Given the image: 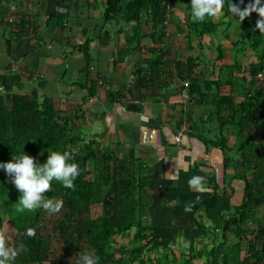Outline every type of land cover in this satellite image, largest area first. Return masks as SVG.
<instances>
[{
	"label": "crops",
	"instance_id": "0c3cea01",
	"mask_svg": "<svg viewBox=\"0 0 264 264\" xmlns=\"http://www.w3.org/2000/svg\"><path fill=\"white\" fill-rule=\"evenodd\" d=\"M63 2L68 12L57 25L49 20L52 0H0V94L28 95L40 102L50 97L60 116H69L80 128L74 143L80 142L78 149L93 141L102 152L151 169L154 185L144 189L149 203L145 213L150 222L159 223L169 246L160 257L182 252L193 233L198 238L190 249H204L197 248L205 245L204 236L216 231L222 235L225 219L240 211L245 183L233 179L234 170L228 171V166H241L247 178L257 170L249 166L259 160L264 166V150L257 149L250 161L244 159L246 152L231 127L212 132L214 88L192 106L181 98L182 84L189 78L203 87L217 79L223 64L216 61L211 45L216 33L194 36L173 8L161 36V27H154L148 17L127 22L119 13L106 20L107 0ZM178 10L185 16L183 4ZM232 14L229 10L226 20L234 18ZM159 54L163 56L156 70L151 64ZM140 78L147 81L141 85ZM226 87L234 95L226 84L216 91L226 95ZM199 136H227V147L208 145ZM256 144L264 148V138ZM188 214L196 216L197 225L179 230L176 223ZM214 245H206V250Z\"/></svg>",
	"mask_w": 264,
	"mask_h": 264
},
{
	"label": "trees",
	"instance_id": "16d2710c",
	"mask_svg": "<svg viewBox=\"0 0 264 264\" xmlns=\"http://www.w3.org/2000/svg\"><path fill=\"white\" fill-rule=\"evenodd\" d=\"M63 1L52 0L48 11L49 20L57 25L65 20L56 10ZM181 4L185 6L182 19L194 36L202 38L219 31L236 48L241 45L242 49L255 52L256 58L248 61L246 70L237 59L220 66L217 79L206 82L205 89L198 80L186 81L194 102L215 89L211 100L216 114L210 112V120L215 118L220 129L224 125L232 128L246 152L244 159L250 161L257 149L264 150L256 144L257 139L264 138V0H107L104 17L108 20L124 13L127 22L135 23L143 16L148 17L154 27H161L163 36L170 21L171 9L168 11L167 6L180 8ZM229 10L236 13L234 18L228 17L230 25L221 21ZM222 11L224 15L213 19L216 12ZM233 32L235 36L231 38ZM214 50L221 59V47ZM162 56L154 58L153 69H159ZM139 81L142 85L147 80ZM225 84L234 95L218 94L216 88ZM79 130L69 116H60L50 97L40 102L28 95L0 94V264H150L141 258L138 242L144 238L142 230L128 234L141 219L144 203L141 191L154 185L151 169L117 153L102 152L93 147V141L71 152V146L80 138ZM199 138L208 145L220 143L223 149L228 143L227 136ZM43 152L52 154L49 163L33 161ZM13 165L24 171L28 165L31 168L23 182L10 184L7 180L3 170ZM260 165L259 160L255 166H249L257 169L251 178L246 177L241 166L234 167L233 179L243 180L245 188L240 211L223 223L220 242L186 258H169L173 253L164 254L156 263L198 264L205 256V262L199 264H264V224L256 227L247 224L264 207V166ZM197 174L198 168L194 167V181ZM31 183L37 189L42 188L40 201L34 198L33 190H38H31ZM223 194L229 196L227 192ZM53 204L56 210L51 208ZM98 205V212L94 213L93 207ZM47 214L56 217L49 234L39 226ZM6 219L11 220L16 231L12 234L10 230L11 240L10 233L4 231ZM229 231L237 238L231 244L226 243ZM52 234L57 237L61 254L55 253L48 243ZM121 236H127L128 243L117 249L113 244ZM245 239L248 240L242 254Z\"/></svg>",
	"mask_w": 264,
	"mask_h": 264
},
{
	"label": "rangeland",
	"instance_id": "374dc122",
	"mask_svg": "<svg viewBox=\"0 0 264 264\" xmlns=\"http://www.w3.org/2000/svg\"><path fill=\"white\" fill-rule=\"evenodd\" d=\"M185 7V6H184ZM178 9H180L179 7L178 8H173V11L172 13L177 16L178 19L182 18L183 17V14L181 11H179ZM176 11H179L180 13L177 15V12ZM219 13V12H218ZM172 14V15H173ZM215 18H217V13H215ZM231 17H234V14L230 15ZM221 20V19H220ZM235 20V19H234ZM221 21H225L226 24H232L231 21H229L228 19L226 20V17L223 18V20ZM222 25H220V29H222ZM235 36V32H233L231 34V38H234ZM212 39H214V41L211 42V45L216 48L218 46L221 47V52L223 53V57L221 59H218L216 58V61H218L219 63L221 64H232L234 62V59H237L238 63L241 65V68H245L246 70V67L247 66V63L248 61L250 60H255V52L252 51L251 49H242L241 48V45L240 46H237V48L231 44L229 41H226L225 38H220V35H218V32H216V36H214ZM221 42V43H220ZM191 44V43H190ZM213 49H208L209 52H211ZM203 55V54H202ZM226 70V69H225ZM244 70V69H243ZM242 70V71H243ZM239 73H236V75H238ZM241 74V73H240ZM239 74V76H240ZM223 93H226L228 94V88L226 87V92H223ZM240 100V97L238 95L237 97V101ZM213 116V115H212ZM214 117V116H213ZM212 122H213V125H212V132H215V129H218L219 126H218V122L216 121L215 118L212 119ZM80 147V142L74 144L71 148H70V151L71 152H76L78 150V148ZM234 157V156H233ZM51 158H52V154L49 153V152H43L41 154H38L33 161L37 162H42V163H49L51 161ZM229 169L228 171L231 169L234 170L235 166H228ZM89 169L93 170L92 167L90 166ZM31 170V168L29 167L28 165V168L27 170H22L20 169L19 167H17L16 165H13V167L11 169H8V168H4V173H5V176L7 177V180L9 181L10 184H14V183H19V182H23L25 180V174L28 173L29 171ZM36 186L34 185V183H31L30 184V189L33 190V189H37L35 188ZM38 191L36 190H33L34 191V198L37 199V200H41V197H40V193L42 191V188H38L37 189ZM145 190L143 189L140 193V199H142V207H143V212H142V215H141V219L139 221V225H135L130 233L128 234L129 236L131 235H134L135 232H138L139 230H142V232L144 233V238L143 240H141V242H138L139 246H141V258H143L144 260L150 262V264H157L156 262L154 263V260L157 258V257H160V255L162 253H164V249L168 248L167 245H166V240H165V235L163 236L162 233H161V228H160V225L159 223L155 224V222H150V217H149V214L147 215L145 212L146 208H148V205L149 203L147 202L146 200V194H145ZM53 210H56V206H54V204L52 205L51 207ZM98 209H99V205L98 206H94L93 207V212H98ZM228 213V212H227ZM226 213V214H227ZM147 215V216H146ZM190 214L188 215H184L182 218H185L184 220H181L180 223H176L179 230H191L192 226L195 227L197 224L196 222L194 221L195 219V215L194 217H192ZM227 215H223V218H226ZM263 217H264V207H261L258 209L257 211V214L255 215V217L249 219V221L247 222V224L251 227H256L258 225H263ZM56 217L55 215H50V214H47L41 221H39V226L41 227V231L42 232H45V234H49L51 232H53L52 228H53V224H52V220H54ZM227 219V218H226ZM6 222L4 223V231L10 233V230L12 229V234L14 232H16L12 227V222L11 220L9 219H6L5 220ZM175 223L173 225H175ZM206 223V222H205ZM207 225L211 224V226H214L216 227L213 222H210V223H206ZM211 226L209 228V230H211ZM220 227V226H219ZM158 233L161 234V237H163V239H160L159 238V235ZM216 235H213L212 233H207L205 236H204V240L202 241L205 245L203 246L202 244H200L197 248H201V247H204V249H206V245H210L211 242H214L215 244H217L218 242L221 241V232L220 231H216L215 232ZM214 233V234H215ZM11 233L9 235L10 237V240L12 239L11 237ZM191 237L193 238V241H191L190 245L186 244L184 246V250L182 252H174L173 254H171L169 256V258H172L174 256H176L177 258H180V257H183V258H186L188 256L191 255V253H195L196 251H199L201 249H195V250H192L190 249L191 248V245H193L194 242H197V238L198 236L195 235V233H193L191 235ZM50 241L48 242L49 245H51L50 247L52 249L55 250V253L57 254H61L60 251H59V243L57 241V237L52 234L50 236ZM159 238V239H158ZM174 238V237H173ZM247 240L248 239H245L244 241H242V248H243V252L242 254H244V249L247 245ZM235 241H237V238L235 237L234 233L233 232H229L228 235H227V244H231V243H234ZM193 242V243H192ZM125 243H128V237L127 236H121V237H117L116 238V242L113 244L115 248L118 249V246L120 244H125ZM182 254V255H181ZM182 258V259H183ZM200 260V259H199ZM206 260V257L203 256L200 260L199 263H203L205 262ZM198 263V264H199ZM44 264H50L49 262H45ZM196 264V263H195Z\"/></svg>",
	"mask_w": 264,
	"mask_h": 264
},
{
	"label": "built area",
	"instance_id": "2783aa9c",
	"mask_svg": "<svg viewBox=\"0 0 264 264\" xmlns=\"http://www.w3.org/2000/svg\"><path fill=\"white\" fill-rule=\"evenodd\" d=\"M171 9L170 6H167V10L169 11ZM56 10L59 14H63L64 16L67 15V8L63 5H59L56 7ZM168 18H169V15H168ZM168 21H166L165 23H167ZM101 82V81H100ZM188 87H189V83L188 82H184L183 85H182V88H181V98L187 102V103H190L192 104L193 101H192V98L191 96L189 95L188 93ZM176 141H180V136L176 137Z\"/></svg>",
	"mask_w": 264,
	"mask_h": 264
}]
</instances>
